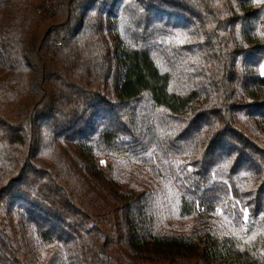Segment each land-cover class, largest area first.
I'll list each match as a JSON object with an SVG mask.
<instances>
[{
  "label": "trees",
  "instance_id": "16d2710c",
  "mask_svg": "<svg viewBox=\"0 0 264 264\" xmlns=\"http://www.w3.org/2000/svg\"><path fill=\"white\" fill-rule=\"evenodd\" d=\"M262 65L264 0H0V264H264Z\"/></svg>",
  "mask_w": 264,
  "mask_h": 264
},
{
  "label": "snow or ice",
  "instance_id": "6c2138e0",
  "mask_svg": "<svg viewBox=\"0 0 264 264\" xmlns=\"http://www.w3.org/2000/svg\"><path fill=\"white\" fill-rule=\"evenodd\" d=\"M261 72H262V74H264V65H262L261 66ZM246 211V210H245ZM247 217H245V219H246Z\"/></svg>",
  "mask_w": 264,
  "mask_h": 264
},
{
  "label": "rangeland",
  "instance_id": "374dc122",
  "mask_svg": "<svg viewBox=\"0 0 264 264\" xmlns=\"http://www.w3.org/2000/svg\"><path fill=\"white\" fill-rule=\"evenodd\" d=\"M260 72H261V68H260ZM262 73V72H261Z\"/></svg>",
  "mask_w": 264,
  "mask_h": 264
}]
</instances>
